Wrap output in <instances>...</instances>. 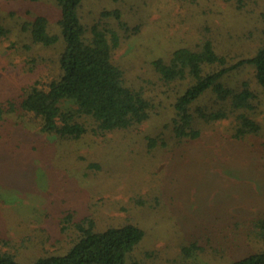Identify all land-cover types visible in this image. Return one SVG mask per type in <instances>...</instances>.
<instances>
[{
  "label": "rangeland",
  "instance_id": "374dc122",
  "mask_svg": "<svg viewBox=\"0 0 264 264\" xmlns=\"http://www.w3.org/2000/svg\"><path fill=\"white\" fill-rule=\"evenodd\" d=\"M114 10L123 25L103 16ZM38 16L60 35L54 0H0V255L23 263L63 255L88 219L97 232L129 223L143 229L127 264H227L263 250L253 223L264 218V91L253 67L238 66L225 81L248 83L255 94L259 135L238 142L225 120L177 143L168 123L190 80L163 82L152 60L205 35L228 66L252 57L263 40L264 0L83 1L87 30L101 22L121 36L114 61L151 110L143 124L103 134L83 116L87 132L76 140L42 132L40 119L19 107L26 90L47 89L60 73L61 45L35 44L28 31ZM197 104L209 109L211 98ZM61 107L77 109L72 100Z\"/></svg>",
  "mask_w": 264,
  "mask_h": 264
},
{
  "label": "trees",
  "instance_id": "16d2710c",
  "mask_svg": "<svg viewBox=\"0 0 264 264\" xmlns=\"http://www.w3.org/2000/svg\"><path fill=\"white\" fill-rule=\"evenodd\" d=\"M18 1V0H17ZM37 1V0H29ZM60 9V35L51 31L44 16L28 24L35 44L52 47L60 44L59 76L47 89L32 86L25 91L20 109L40 119L41 131L61 139H80L87 127L80 119L85 116L95 123L98 133L125 130L149 119L150 100L141 90L130 88L123 69L114 61V53L121 44V36L110 26L96 22L87 30L80 8L85 0H54ZM122 24L120 11H106ZM5 35L0 26V39ZM250 65L260 88L264 91V29L262 44L249 58L228 66L226 58L218 54L210 37L195 46L175 49L166 57L152 60L157 76L171 84L190 80L189 86L175 100L174 117L168 123L171 138L177 142L196 140L202 135V125L227 120L231 138L241 142L257 136L261 126L252 117L255 94L248 83L230 86L225 80L232 69ZM211 98L209 109L198 101ZM72 100L76 112H64L61 103ZM5 109L0 104V123ZM151 142V141H150ZM254 234L264 239V218L253 223ZM77 243L63 255L40 257L33 262L17 261L9 254L0 255V264H127V255L143 240L145 232L139 226L126 224L97 232L88 219ZM129 264H144L131 261ZM227 264H264V249Z\"/></svg>",
  "mask_w": 264,
  "mask_h": 264
}]
</instances>
